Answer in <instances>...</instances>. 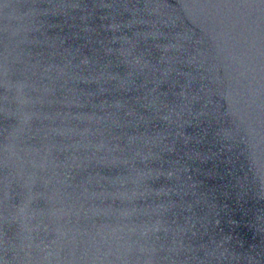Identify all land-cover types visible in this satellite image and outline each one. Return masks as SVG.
<instances>
[{
	"label": "water",
	"instance_id": "1",
	"mask_svg": "<svg viewBox=\"0 0 264 264\" xmlns=\"http://www.w3.org/2000/svg\"><path fill=\"white\" fill-rule=\"evenodd\" d=\"M0 264H264V0H0Z\"/></svg>",
	"mask_w": 264,
	"mask_h": 264
}]
</instances>
